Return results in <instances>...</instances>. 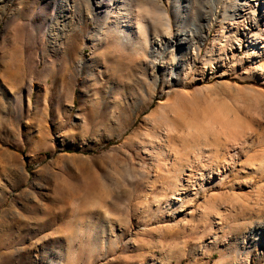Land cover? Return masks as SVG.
Segmentation results:
<instances>
[{
    "label": "rangeland",
    "instance_id": "rangeland-1",
    "mask_svg": "<svg viewBox=\"0 0 264 264\" xmlns=\"http://www.w3.org/2000/svg\"><path fill=\"white\" fill-rule=\"evenodd\" d=\"M64 1L0 0V264H264V199L256 206L264 171H252L264 152V53L243 44L230 61H204L219 28L208 33L207 24L231 12V0H117L134 32L142 19L154 46L164 33L153 19L165 9L169 47L154 59L124 39L95 45L110 7ZM184 31L197 55L191 68L190 44L177 35ZM206 87L212 106L239 112V155L216 136L207 145L192 135L159 141L168 157L141 146L150 130L163 133L152 119L160 101ZM193 105L176 115L181 128L208 112L202 97ZM202 145L215 163L235 156L215 183L201 177L203 159L189 169ZM174 175L197 186L179 199ZM213 198L220 227L207 205Z\"/></svg>",
    "mask_w": 264,
    "mask_h": 264
},
{
    "label": "bare ground",
    "instance_id": "bare-ground-1",
    "mask_svg": "<svg viewBox=\"0 0 264 264\" xmlns=\"http://www.w3.org/2000/svg\"><path fill=\"white\" fill-rule=\"evenodd\" d=\"M87 1L90 7L95 6L98 8L99 7L102 8L104 6H108L111 9L110 10L111 14L109 13L107 16L106 26L100 28L98 31H95L93 33V43L95 45L103 43L102 42L103 40H106V42H108L109 40H111V38L112 39H124L134 45V47L138 51V53L137 52L136 53L137 55L139 54L140 57L142 56V57L148 58V56H151L153 58L152 54H155V53L157 54V51L160 52L161 54H166L169 46L166 43L165 39L168 35L169 36L171 35V32L166 30V27L168 28L169 26L165 25L166 20H168V18H166L167 14L165 15V11H164L165 9L162 10L160 13H158L161 15L160 17H158V19L156 17L153 19L155 24L157 23L162 26L163 28L162 32L164 33V35L160 39H157L156 44L154 46L152 45L151 40H150L149 29L141 21L142 19H136V21L134 19V21L137 24V31L134 32L132 30V26L130 25V22L132 23L133 20L123 19V16L119 12L120 7H119V3H117V0H87ZM139 1L142 2L141 4L147 5V4H151V2L155 3L156 0H139ZM224 2L226 3V1ZM230 4L232 5V8H233L231 12L225 11L222 14H216L215 18L214 17H213L214 19L212 18L213 20L210 22V24H207V26L209 25L208 33L211 30H214L215 26H219V28L216 30L215 36L213 37L214 39L211 44L212 48L207 54L206 58H204V61L206 63H210L213 60L216 62L230 61V59H233V57L238 52V49H240L243 44H246L250 52L254 54H257L258 49L261 50L260 53H264V29L258 28L259 30L257 34H253L252 32H250V30L255 28L257 24L264 23V0H231ZM226 20L228 21L227 23H225ZM262 26L264 25L262 24ZM246 27L248 28L246 29ZM62 31L63 32H62L61 38L62 39L67 38L66 30L62 29ZM190 33H191L190 31H184L183 33L178 32L177 35L182 36L183 37L182 41L184 40L186 44L188 43L190 44L189 47H187L186 49L187 51H184V52H185V56L188 57L187 61L191 68V66L196 63L197 55L195 54L194 51H192ZM206 34L207 32L201 35L200 37L201 40H203L206 37ZM183 53L182 51H179L178 54L173 53L172 55L174 58L177 57L181 59ZM167 57H168V54L166 56V59ZM154 61L155 60H153V62ZM153 62L151 61V64L154 66L155 64ZM261 71H264V70L261 69ZM209 90L210 88L206 87V88L197 90L194 94H191V95L186 94V93L179 95V97L171 103H168L167 101H160L157 109L154 110L152 119L154 120L155 126L161 125L163 127V133L161 134L159 132H156V130L154 131V129L150 130L147 138L143 141L141 140L142 142L140 143L141 146L145 148L147 151L149 150V148H151L153 152L157 151V153L159 154L161 153L162 155H164V157H168V155L171 154V151L170 152L166 151L164 150L163 147L161 148L163 149L162 152L157 150V147H158L157 143L159 141L163 142L164 144L168 142L167 140L171 137L176 138V139H183L187 135H192L194 137H199L200 140H202L203 145H207V143H209L208 140L211 139L209 137L216 136L219 138L218 140L216 139L217 141H219L222 138L225 140V142L226 141L232 142L228 146V148H230V150H228L229 154L234 153V154L239 155L240 152L242 151L243 144H244V141L241 140V138H243L242 135L244 136V134L242 133H245L243 132V130H245L246 127L245 125L243 126L241 124V121L237 117V114L239 112L236 113V109L234 107L228 106L229 104L228 105H224V104L216 105L215 104L214 106H212L211 99L206 95V92H208ZM247 90L255 94L258 93L255 90L250 89V88H247ZM200 97L204 98L207 104L209 105L208 112L201 113V117L197 121H194L192 119L193 121L185 122V128H181L178 124L179 123L178 120L181 117H177L176 115L178 114L179 111L183 109L184 104L193 105L195 104L196 99ZM193 107L195 106L193 105ZM194 119H197V118L194 117ZM243 127L245 128L243 129ZM203 145L195 149V152H194L195 157L193 160H191V162L188 163L190 167L189 169L194 170L193 168L194 166H196V163H197L196 161L203 159V161H206L208 163V166L206 169L208 174L206 173H205L206 175L201 174V177L209 178L212 181L211 183H215V180H218V179L221 180L225 176V170L227 169V167L230 169L231 168L230 166L236 163V159H234L235 158L234 155L233 156L231 155L228 161H232V162H230L229 164L226 165L225 163L223 164L215 163L214 162L216 160L215 156L212 153L205 151V149L207 150L208 147L203 149ZM175 149L176 148L174 147L172 149V152H174ZM177 160L178 161L176 162V164L175 163L173 164V167H172L173 171H175V168H176L175 165L181 163L180 157H178ZM201 163L203 162L201 161ZM221 165L223 166L220 167ZM252 171L254 172L264 171V152H263L262 160L258 165L255 163H252ZM167 172L169 171L167 170ZM213 172H215L217 175L215 179L211 178V174ZM172 178L173 179H172L171 184H172V187H174L175 191L178 192L177 196H179V199L185 197L184 194L181 193V190H183L185 187L189 185L197 186V185L191 184L192 183L191 177L185 180L182 178L181 175H174L172 176ZM204 188H205V183L199 184L198 192H200ZM250 188L254 189L252 188V186ZM256 196H257L256 200H258L256 201V206H258L260 200L264 199V187L259 188V191L257 192ZM214 201H216L214 198L209 200L207 202V205L209 206V209H211V211H213L216 215L215 216L216 218H214L216 222L215 225L220 227L221 221H218V220L222 219L223 217L221 213L222 210L219 209V207L217 206V204H215ZM207 214L208 213H205V212L203 214L206 220L205 226L210 220ZM259 224H260L259 228H261L260 230H264V220L262 222H259ZM252 227L249 226V229H253Z\"/></svg>",
    "mask_w": 264,
    "mask_h": 264
}]
</instances>
